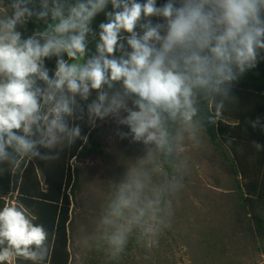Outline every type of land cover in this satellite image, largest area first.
<instances>
[{"label":"clouds","instance_id":"obj_1","mask_svg":"<svg viewBox=\"0 0 264 264\" xmlns=\"http://www.w3.org/2000/svg\"><path fill=\"white\" fill-rule=\"evenodd\" d=\"M262 53L264 0H0V164L56 159L87 143L81 122L112 119L143 154L108 181L84 243L113 261L133 237L156 247L183 188L186 143L199 147ZM250 124L264 130L259 117ZM30 217L23 205L0 208V264L48 258L49 233Z\"/></svg>","mask_w":264,"mask_h":264},{"label":"rangeland","instance_id":"obj_2","mask_svg":"<svg viewBox=\"0 0 264 264\" xmlns=\"http://www.w3.org/2000/svg\"><path fill=\"white\" fill-rule=\"evenodd\" d=\"M120 129L128 131L124 126ZM116 130L117 125L112 119L98 121L94 140L100 145V152L88 145L83 154L70 161L78 184L68 225L69 264H217L216 224L203 223V219L213 217L215 221L217 184L232 177L217 175V167L222 161L217 158L216 145L209 141L203 130L199 147H193L191 143L185 145L187 167L183 172V188L172 197L171 227L164 230L158 246L149 248L136 243L133 237L122 256L113 261L94 243H84L96 231L101 206L110 190L108 181L121 178L124 163H131L127 157L143 154L141 145L119 139ZM35 176L44 189L45 178L39 167L32 179Z\"/></svg>","mask_w":264,"mask_h":264},{"label":"crops","instance_id":"obj_3","mask_svg":"<svg viewBox=\"0 0 264 264\" xmlns=\"http://www.w3.org/2000/svg\"><path fill=\"white\" fill-rule=\"evenodd\" d=\"M232 95L217 118L228 146L216 142L217 175L232 179L218 182L215 221L203 223L216 224L217 264H264V149L253 146L264 145V130L250 124L257 117L264 123V60L233 85Z\"/></svg>","mask_w":264,"mask_h":264},{"label":"trees","instance_id":"obj_4","mask_svg":"<svg viewBox=\"0 0 264 264\" xmlns=\"http://www.w3.org/2000/svg\"><path fill=\"white\" fill-rule=\"evenodd\" d=\"M166 0H157L162 5ZM154 22L156 18H153ZM104 20L101 14L94 22V26ZM36 25L29 23L27 33L31 34ZM54 62H49L52 67ZM215 114V109L209 110ZM221 123L216 119L215 123H207L203 129L209 141L217 145L221 140ZM83 134L88 136L87 143L77 141L75 144L65 147L56 159H33L23 160L18 166L8 163L0 164V208L5 206L2 196L7 195L12 185L18 182L16 175L23 173L20 185L18 205H23L34 218L35 224H42L49 233L48 248L49 256L43 264H69V236L68 225L70 223V211L75 188L77 187V174L72 170L70 161L83 154L85 148L90 145L95 151L100 152V145L94 140L95 128H90L86 122H81ZM226 146L228 143L222 141ZM42 151H47L42 149ZM57 160V161H56ZM36 167L45 178V188H41L40 182L32 179L36 174ZM23 170V171H22ZM169 172L171 169H167ZM16 173V174H15ZM18 173V174H17ZM17 264H33L30 260L17 257Z\"/></svg>","mask_w":264,"mask_h":264},{"label":"built area","instance_id":"obj_5","mask_svg":"<svg viewBox=\"0 0 264 264\" xmlns=\"http://www.w3.org/2000/svg\"><path fill=\"white\" fill-rule=\"evenodd\" d=\"M21 181H22V174L20 175L18 182L12 185L11 191L7 195L1 197V199L5 201V206L6 205H12V206L18 205V196H19ZM11 264H17V258L14 261H12Z\"/></svg>","mask_w":264,"mask_h":264}]
</instances>
